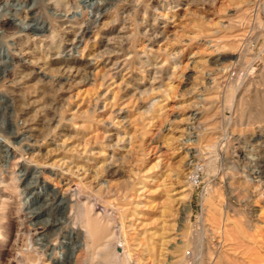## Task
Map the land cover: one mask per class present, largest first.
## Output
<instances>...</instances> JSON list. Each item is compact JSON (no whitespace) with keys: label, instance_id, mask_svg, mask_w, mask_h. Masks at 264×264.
Masks as SVG:
<instances>
[{"label":"rangeland","instance_id":"rangeland-1","mask_svg":"<svg viewBox=\"0 0 264 264\" xmlns=\"http://www.w3.org/2000/svg\"><path fill=\"white\" fill-rule=\"evenodd\" d=\"M7 1L0 140L38 167L21 217L1 168L0 264H86L88 215L125 248L103 264H264V0H97L73 49L93 0Z\"/></svg>","mask_w":264,"mask_h":264},{"label":"bare ground","instance_id":"bare-ground-1","mask_svg":"<svg viewBox=\"0 0 264 264\" xmlns=\"http://www.w3.org/2000/svg\"><path fill=\"white\" fill-rule=\"evenodd\" d=\"M18 2H19V0H18ZM101 3H102L101 1H97V0H93L91 2V9H89L87 11V13H86V15H87L86 17L87 18L84 21V25H83V27L80 28V30L75 34V37L71 40V44L69 45L70 49L78 47V45L82 42V39L88 33V30L90 29L91 24L97 21V18L99 17L100 14H95L94 10H99V8L101 7V5H100ZM8 5L9 4H8L7 0H0V7L6 9V7ZM59 6L60 5L55 4L52 7V11H53L54 14H56V15L57 14H60V15L64 14V16L69 15L66 12L62 13L61 10H59ZM32 13H33V11H32ZM72 16H75V13L72 14ZM29 18L30 19L32 18L35 21L38 20V17L35 16V14H32V15L26 14V16H24L23 18L20 19L21 25H22V27L24 29H25V27L28 28V29L29 28L32 29V26H31L30 22H28ZM35 23H38V27L40 29L39 30L40 32L45 31L47 29V27L44 24V21L42 23L37 21ZM3 45L6 46L7 52L3 54L1 52V49H0V55L3 54L2 56L8 58V57H10V55L8 54L9 50L11 49L10 43H7V42L5 43V41H4V43H2V45H1V47H4ZM59 48L65 49V45L64 44H60ZM9 59L12 60V56ZM19 133L20 132L15 131V134H19ZM8 143L7 142L3 143L0 140V144L2 145V147L3 146L5 147V153L4 154H0V173L4 172L3 171L4 168L1 169L3 166L6 167V171H8L10 173L9 177L7 178V181H8V185L12 187L13 191L15 192V194H18V196H19V205L17 207V213H18V217H21L23 213H26V214L28 213L29 208L31 207L30 206L31 202H32L31 199L26 196L27 183L24 182V178L25 177H23V175H25V173H27V171L31 167L33 169H37L38 166L36 164L31 165V163H29L27 161L26 152L24 150L21 151L19 149L20 151H18L16 148L11 149V148H9V144ZM11 166L13 168L11 170H9V167H11ZM50 172L56 173L53 170H50ZM3 181H4V178L0 177V182H3ZM75 184H77V183L75 182ZM74 191H75L74 188L71 189V187H68L62 192L56 191L54 193H56V194L58 193V196L62 200L65 199L66 202L69 203L71 201V199H72V195H73ZM30 212H33V211H30ZM33 216L34 215L31 214V219H33L32 218ZM37 216L38 215H35L34 217H37ZM99 218L96 217V216H93V215H88L87 217H85L83 219L84 230H83V239L80 242V246L83 247L86 250V253H87L84 263H86V264L87 263L88 264H95L97 262L98 264H103V263H105V262H107V261H109L111 259H122L123 262H125V253H126L125 252V248L122 251L121 250L118 251V249H117V247H116V245L114 243V232L112 231L109 222L108 221H103V220H101ZM31 223L34 224V227L30 228L31 230L32 229L33 230L29 234V238H30L29 242L31 244H34V242H35V244L36 243H40V245H38V244H36V245L38 247L42 246V248H44L42 251L48 250V248L50 247L51 248V253L49 254L50 259H52L53 257L56 258V259L62 258L63 255H61V253H60L61 251L56 250L57 247H58V246H56L57 244L53 245L52 242L51 243L50 242L49 243L48 242L41 243V242L38 241V239H40L39 237L35 238V234L38 233V229H37L38 226L35 227V222H33V221H31ZM52 225L48 224L47 222H44L42 224V227H43V229H45V231L47 229H48L47 231H50L51 228H49V227H51ZM74 231L75 230L73 228H71V230L69 232L70 233L69 235L71 237H73V235H71V233L74 234L73 233ZM1 235H2V230L0 228V236ZM59 247L63 248L64 244L63 243L59 244ZM71 249H72L71 250V254L72 255L71 254L70 255H71V260L73 261V259L75 260L77 255H78V252H77L78 249L75 246H73ZM121 249H123V248H121ZM74 254H75V258H74Z\"/></svg>","mask_w":264,"mask_h":264},{"label":"built area","instance_id":"built-area-1","mask_svg":"<svg viewBox=\"0 0 264 264\" xmlns=\"http://www.w3.org/2000/svg\"><path fill=\"white\" fill-rule=\"evenodd\" d=\"M192 179L195 180V181L199 180V175L195 174V173L192 174Z\"/></svg>","mask_w":264,"mask_h":264}]
</instances>
